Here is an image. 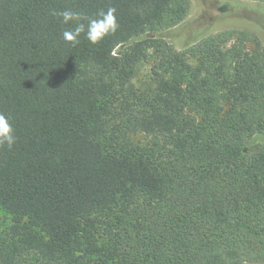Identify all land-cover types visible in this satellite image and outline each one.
Wrapping results in <instances>:
<instances>
[{
	"label": "trees",
	"instance_id": "1",
	"mask_svg": "<svg viewBox=\"0 0 264 264\" xmlns=\"http://www.w3.org/2000/svg\"><path fill=\"white\" fill-rule=\"evenodd\" d=\"M253 1L218 12L234 3L260 36L191 27L177 50L163 33L187 0H0V114L15 139L0 144V264H264Z\"/></svg>",
	"mask_w": 264,
	"mask_h": 264
},
{
	"label": "rangeland",
	"instance_id": "2",
	"mask_svg": "<svg viewBox=\"0 0 264 264\" xmlns=\"http://www.w3.org/2000/svg\"><path fill=\"white\" fill-rule=\"evenodd\" d=\"M229 0H187V12L183 19V26L167 30L163 33L165 40L168 41L174 49L182 50L185 46L190 45V36L184 34V29L200 28L198 31H206L205 36L216 34L220 31H240L245 30L250 33L260 36L261 28L253 22L247 12L239 9L234 5H230L232 15H225L218 12L220 4ZM235 1V0H233ZM250 6L254 4L253 0H238ZM197 31V32H198ZM199 40V39H198ZM196 41V40H195ZM150 56L147 60L141 62L135 72L133 83L136 86L148 83L151 81V67L153 66V53L149 52ZM10 222V217L7 212L0 207V231L3 230Z\"/></svg>",
	"mask_w": 264,
	"mask_h": 264
},
{
	"label": "clouds",
	"instance_id": "3",
	"mask_svg": "<svg viewBox=\"0 0 264 264\" xmlns=\"http://www.w3.org/2000/svg\"><path fill=\"white\" fill-rule=\"evenodd\" d=\"M88 38L92 42H95L98 37H94L92 32L90 31L88 34ZM69 39H72L74 42V38H69ZM12 132L13 129L11 124L8 122L7 117L0 114V144H6L8 147H11L15 142Z\"/></svg>",
	"mask_w": 264,
	"mask_h": 264
}]
</instances>
